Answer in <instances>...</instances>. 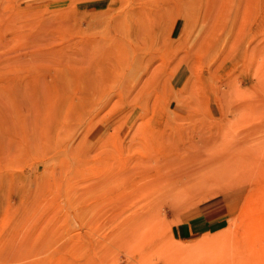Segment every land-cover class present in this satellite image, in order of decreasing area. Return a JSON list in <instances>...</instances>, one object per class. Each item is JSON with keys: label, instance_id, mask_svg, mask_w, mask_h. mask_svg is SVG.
Instances as JSON below:
<instances>
[{"label": "rangeland", "instance_id": "374dc122", "mask_svg": "<svg viewBox=\"0 0 264 264\" xmlns=\"http://www.w3.org/2000/svg\"><path fill=\"white\" fill-rule=\"evenodd\" d=\"M0 264H264V0H0Z\"/></svg>", "mask_w": 264, "mask_h": 264}, {"label": "crops", "instance_id": "0c3cea01", "mask_svg": "<svg viewBox=\"0 0 264 264\" xmlns=\"http://www.w3.org/2000/svg\"><path fill=\"white\" fill-rule=\"evenodd\" d=\"M221 209L220 207L202 211L200 215L180 223L174 228V235L176 237H184L194 232H199L218 220L221 216L231 214L228 206Z\"/></svg>", "mask_w": 264, "mask_h": 264}, {"label": "bare ground", "instance_id": "6f19581e", "mask_svg": "<svg viewBox=\"0 0 264 264\" xmlns=\"http://www.w3.org/2000/svg\"><path fill=\"white\" fill-rule=\"evenodd\" d=\"M190 163L192 162H199V163H195L198 165V168H195L194 171H189V173L187 174H184V176L181 178V180L179 181H185V180H190L192 178H195V179H199V180H205V157H203L202 155L201 156H198L196 157L195 159H193L191 161L190 158H186ZM228 161V160H227ZM233 162V161H232ZM237 163V162H236ZM236 163L233 165L235 166ZM226 164H229L230 163H226ZM225 164V165H226ZM224 166V165H223ZM227 167V166H226ZM228 168V167H227ZM217 177L221 178L222 176L220 174L216 175ZM213 179V178H211ZM197 184V183H196Z\"/></svg>", "mask_w": 264, "mask_h": 264}]
</instances>
